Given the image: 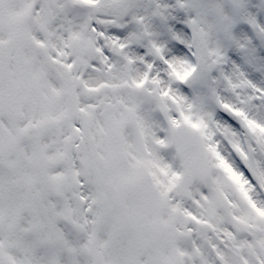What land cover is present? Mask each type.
Segmentation results:
<instances>
[{
    "label": "snow or ice",
    "instance_id": "snow-or-ice-1",
    "mask_svg": "<svg viewBox=\"0 0 264 264\" xmlns=\"http://www.w3.org/2000/svg\"><path fill=\"white\" fill-rule=\"evenodd\" d=\"M0 264H264V0H0Z\"/></svg>",
    "mask_w": 264,
    "mask_h": 264
}]
</instances>
